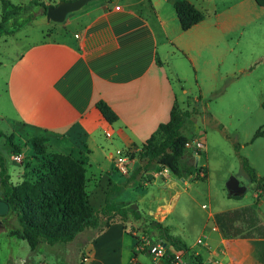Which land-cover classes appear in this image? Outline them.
Wrapping results in <instances>:
<instances>
[{"label":"crops","instance_id":"crops-1","mask_svg":"<svg viewBox=\"0 0 264 264\" xmlns=\"http://www.w3.org/2000/svg\"><path fill=\"white\" fill-rule=\"evenodd\" d=\"M104 1L61 22L68 38H44L18 54L6 75L7 113H0L4 117L10 115L11 124L22 130L9 129L15 143L25 148L31 145V138H44L48 153L69 155L83 162L86 191L96 200L101 195V205L107 190L126 182L137 167V156L130 157V153L140 151L159 124L169 120L171 109L179 100L164 62L170 52L168 46L176 44L177 49L185 52L219 40L224 48L229 31L243 35L245 27L264 14V7L255 0H237L220 9L213 0H188L204 18L185 31L174 8L176 0H113L110 4ZM235 6L239 8L233 12ZM73 22L76 27L67 30ZM261 24L256 23L255 28ZM260 59H264V49ZM99 100L116 113L114 122H107L96 108ZM117 150L128 157L127 173L116 167ZM195 153L194 146H187L185 158L193 155L198 160ZM169 172H163V168L142 170L111 198L178 236L177 224L171 223L169 217L176 207L179 184ZM205 173L199 170L204 179ZM26 176L24 168L16 170V179L11 178V182L20 183ZM248 205L253 204L209 210L205 219L190 224L189 234L178 237L203 262L219 258L223 264H264L256 257L252 239L225 238L215 222L216 213ZM257 215L259 224L264 226L259 211ZM139 233V221L132 216L125 222L111 223L91 241L92 252L86 257L87 262L109 264V250L116 247L119 236L130 235L137 243ZM199 238H203L202 243L197 242ZM135 246L131 242L128 245L126 264H141L138 256L133 255Z\"/></svg>","mask_w":264,"mask_h":264},{"label":"rangeland","instance_id":"rangeland-1","mask_svg":"<svg viewBox=\"0 0 264 264\" xmlns=\"http://www.w3.org/2000/svg\"><path fill=\"white\" fill-rule=\"evenodd\" d=\"M10 1L28 6L31 13L35 14L20 30L0 37V113H7L6 75L18 54L29 44L44 38H68L61 22L47 21L43 8L36 6L35 2H42L48 7L69 0ZM100 1L89 0L79 10ZM111 1L104 2L110 4ZM213 2L220 9L224 4L234 5L237 0ZM238 8L233 7V12ZM79 10L69 13L66 19ZM1 17L0 0V20ZM259 22L262 24L257 29L255 26ZM263 23L264 14L248 24L243 35L236 30L229 31L228 43L224 48L219 40L205 47L196 45L192 49H185V52L177 49L175 43L174 46H168L170 52L164 62L179 99L177 106L189 112L182 133L188 136L192 148L195 140L204 144L203 151L195 153L198 160L193 155L187 158L194 161L197 170L206 172L205 179L178 178L169 172L179 184L176 207L169 217L171 223L177 224L175 232L178 236L189 234L190 224L205 219L209 210L252 203L264 220V190L258 188L257 180H251L244 166L252 170L258 179L264 177V133L254 137L257 131L264 130V109L261 106L264 100V59H260L264 49ZM74 27L73 22L67 30ZM183 37L186 39L188 35ZM9 118L10 115H0V132L5 136L11 135V128L22 131L11 124ZM5 136H0V148L7 157L10 180L12 178L14 181L15 171L22 168L25 169L26 179H35L43 171L41 163L44 159H37L29 144L25 148L22 146V156L10 154L5 148ZM18 155L21 159H14ZM230 177H235L245 187L243 193L235 196L229 193L226 183ZM101 197L99 195V201L89 197L91 205L99 207L103 201ZM203 204L206 208L202 207ZM19 228L13 212L0 215V264H89L86 257L92 252L91 242L82 245L76 242L74 245H60L56 248L41 244L39 250L33 253L25 240L13 234ZM134 230L131 229L130 234ZM159 237L156 230L152 229L146 235L141 228L136 237L137 243L130 235L119 236L116 247L109 250V264L127 263L130 242L136 245L133 255L138 256L141 264H166L162 257L154 261L148 251L147 243L160 242ZM198 255L193 250L178 251L169 264L176 260L184 264H195L194 257ZM91 264L100 263L96 261Z\"/></svg>","mask_w":264,"mask_h":264},{"label":"trees","instance_id":"trees-1","mask_svg":"<svg viewBox=\"0 0 264 264\" xmlns=\"http://www.w3.org/2000/svg\"><path fill=\"white\" fill-rule=\"evenodd\" d=\"M255 1L264 7V0ZM1 2L0 37L20 30L35 14L31 13L28 6L13 4L10 0ZM35 4L46 12L45 4L38 1ZM174 8L182 30L190 29L204 18V14L188 0H176ZM261 106L264 109V100ZM96 108L107 122L112 123L117 119L116 113L104 101L99 100ZM188 115V111L180 110L177 102L174 103L169 120L159 124L145 140L140 151L130 153V157L137 156V167L126 182L113 185L107 190L104 203L100 207H93L90 203L83 162L69 155L48 153L44 138L34 137L29 140L35 157L44 159L41 163L42 173L35 179H24L17 184L10 180L7 157L0 148V179L5 187L1 199L8 203V212L16 215L20 226L13 234L25 240L30 250L36 253L41 244H87L104 232L111 223L125 222L132 216L139 221L140 228L146 235L152 229L159 233V241L165 246L162 259L166 264H169L176 252H187L189 248L181 238L171 235L159 222L141 218L139 212L115 202L111 195L119 193L142 170L150 168H167L178 178L204 179V175L200 176L199 170L194 167V161L185 158L186 143L189 140L182 133V129ZM262 133L264 130L257 131L254 137ZM0 136L5 135L0 132ZM5 138L7 151L13 155L21 154L23 147L14 142V135ZM244 166L251 180H257L258 188L264 190V177L258 179L252 170ZM214 217L223 237L252 239L256 257L264 263V226L259 224L255 205L218 212ZM202 260L200 255L194 257L195 264H200Z\"/></svg>","mask_w":264,"mask_h":264},{"label":"water","instance_id":"water-1","mask_svg":"<svg viewBox=\"0 0 264 264\" xmlns=\"http://www.w3.org/2000/svg\"><path fill=\"white\" fill-rule=\"evenodd\" d=\"M89 0H69L61 1L55 6L46 7L45 16L47 21L63 22L66 16L74 11H78ZM226 187L231 195H239L245 191V187L239 184V181L235 177H230L226 183ZM5 190L4 185L0 179V215L8 212V203L1 199V196Z\"/></svg>","mask_w":264,"mask_h":264},{"label":"built area","instance_id":"built-area-1","mask_svg":"<svg viewBox=\"0 0 264 264\" xmlns=\"http://www.w3.org/2000/svg\"><path fill=\"white\" fill-rule=\"evenodd\" d=\"M116 9H119V6H116ZM193 142H194V148H195L196 153L199 150L204 148V144L201 141L195 140ZM187 146H191V143L187 142L186 147ZM14 159L20 160L21 156L20 155L14 156ZM115 164L119 171L123 173L128 172V157L125 156V154H123L121 150L116 151ZM163 172H169V170L167 168H163ZM197 242L202 243L203 238H199ZM147 245H148L147 246L148 251L152 255V258L154 261L165 255V246L163 243L157 242V243L151 244L148 242ZM171 264H184V262L180 260H176V261L171 262ZM200 264H223V261L220 260L219 258H214V259H208L205 262L202 261Z\"/></svg>","mask_w":264,"mask_h":264}]
</instances>
